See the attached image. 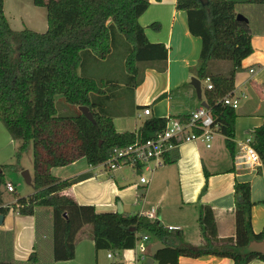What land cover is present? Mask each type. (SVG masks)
<instances>
[{
  "label": "trees",
  "instance_id": "obj_1",
  "mask_svg": "<svg viewBox=\"0 0 264 264\" xmlns=\"http://www.w3.org/2000/svg\"><path fill=\"white\" fill-rule=\"evenodd\" d=\"M0 0V123L14 142L16 153L32 146L33 194L2 207L6 189L0 167V216L12 210L19 216L35 217V246L24 263L10 258L0 264H55L73 260L76 244L83 239L96 250L120 252L133 249L143 237L161 242L165 248L154 256L156 264H178L180 258L215 257L232 264H264V228L254 233L251 210L255 205L249 183L234 184V227L230 238H219L215 215L210 206L199 205L197 225L200 243L190 245L177 233L158 223L134 215L97 213L92 206L79 205L69 193L71 183L51 174L84 159L88 166L106 162L114 150L125 149L136 141L145 142L163 132L168 119L148 116L136 132H117L114 118H131L147 108L134 104V91L144 80L147 69L163 72L168 50L163 44L147 41L138 20L150 1L161 0H50L35 4L45 8L47 30L11 29ZM175 9L187 16L189 33L201 41L197 66L192 74L209 80L205 104L225 138L231 159L235 157L236 112L222 100L233 94L235 75L252 53V37L264 33V0H176ZM241 15L246 20H237ZM258 18V19H257ZM121 52V76L91 74ZM227 64V67L221 66ZM220 66L222 68H220ZM87 108L92 121L79 108ZM188 116L177 120L187 121ZM249 136L264 167V118ZM177 151L164 157L173 164ZM142 170L136 166V172ZM143 193L139 195V200ZM40 210H50V222ZM133 230L132 232H129ZM140 235V237L138 236ZM168 238L177 241L170 245ZM121 264V263H117Z\"/></svg>",
  "mask_w": 264,
  "mask_h": 264
},
{
  "label": "crops",
  "instance_id": "obj_2",
  "mask_svg": "<svg viewBox=\"0 0 264 264\" xmlns=\"http://www.w3.org/2000/svg\"><path fill=\"white\" fill-rule=\"evenodd\" d=\"M175 4L176 0L150 1L149 7L138 20L147 41L163 44L168 54L165 70H145L144 80L135 89L133 96L135 106L149 108L150 116L168 120L188 116L193 110L202 107L206 92V81L199 80L202 94L198 100L190 85L191 78H196L192 70L199 61L201 41L189 33L186 13L176 10ZM263 16L261 14L260 19ZM251 45L253 53L242 62L241 71L235 75L234 93L244 97L235 110L234 159L230 158L226 150L225 138L215 133L210 149L199 142L181 145L177 150L178 158L173 164H163L151 172L142 169L137 173L130 168L104 172L88 166L81 159L66 167L52 169L51 174L71 183L69 193L79 205L92 206L97 213L138 215L158 223L164 229L179 227L181 231L177 235L190 245H198L201 240L197 225L199 205L212 208L219 238L234 236L233 187L236 182L249 183L255 204L251 210V227L254 233L261 232L264 228V167L258 172L257 168L242 165L238 160L242 142L262 125L264 118L262 30L252 37ZM147 117L139 110L133 118H114L113 124L117 132H136L142 124L138 126V121L143 122ZM15 148L14 141L0 123V167L13 161ZM140 177L146 179L145 184L140 183ZM28 187L31 191L23 197L33 194L32 187ZM3 192H7L6 189ZM141 193L143 198L139 200ZM18 198L21 197L17 196L7 203L2 201V207L11 206ZM152 211L155 213L154 219L148 218ZM39 212L46 213L49 224L50 210ZM36 224L35 217L19 216L12 210L3 216L0 224V260L10 258L17 263L26 262L35 246ZM168 242L177 245L173 238H168ZM156 243L151 239H141L133 249L109 252L96 250L91 240L83 239L76 244L73 260L55 264H146L149 249ZM178 264L232 262L229 259L205 257L180 258ZM249 264L263 263L253 261Z\"/></svg>",
  "mask_w": 264,
  "mask_h": 264
},
{
  "label": "built area",
  "instance_id": "obj_3",
  "mask_svg": "<svg viewBox=\"0 0 264 264\" xmlns=\"http://www.w3.org/2000/svg\"><path fill=\"white\" fill-rule=\"evenodd\" d=\"M252 73V71H250ZM206 90H212L209 80H206ZM244 95H232L225 97L222 100L224 106H228L233 110H237L240 105V100ZM143 116H150L149 108L142 111ZM217 133V126L207 108L199 107L193 110L187 121L169 120L163 132L157 134L154 138L145 142L136 141L131 146L114 150L110 159L96 166L104 172H113L121 168H130L136 171V166L140 165L142 169L153 171V169L164 164V157L172 151H177L181 145L190 143H201L206 149L211 148L213 136ZM238 160L242 165L259 168L261 161L252 147V138L248 136L244 139L238 152ZM140 183L145 184L146 179L140 177ZM6 191L14 193V187L11 183L6 184ZM148 218H155V213L152 211ZM168 231L178 233L181 231L179 227H168ZM147 241V237L142 238ZM110 258L111 255H108Z\"/></svg>",
  "mask_w": 264,
  "mask_h": 264
},
{
  "label": "rangeland",
  "instance_id": "obj_4",
  "mask_svg": "<svg viewBox=\"0 0 264 264\" xmlns=\"http://www.w3.org/2000/svg\"><path fill=\"white\" fill-rule=\"evenodd\" d=\"M37 0H4V14L5 17L14 31L22 30H31L37 33H44L47 30V21H46V10L45 8L35 4ZM42 2H49L50 0H39ZM121 52L115 53L111 60L106 61L102 66L97 69V72L91 74L96 78H102L103 76L108 75L107 73L117 77L118 74L123 75L122 67L123 62L121 59ZM227 62L224 65L227 67ZM264 82V77H263ZM133 118V117H131ZM131 121V120H130ZM141 121H138V126L141 124ZM15 143V153H17L18 148L21 146V143ZM3 175L5 181L10 182L14 189L15 194H10L3 192L2 201L4 203L12 201L15 197H23L26 195V192H30V188L25 184L22 179L21 174L27 171L30 177L33 175V156H32V146L29 147L21 154L20 159H16V154L11 163H5L2 165ZM101 170V169H98ZM127 172V171H126Z\"/></svg>",
  "mask_w": 264,
  "mask_h": 264
},
{
  "label": "water",
  "instance_id": "obj_5",
  "mask_svg": "<svg viewBox=\"0 0 264 264\" xmlns=\"http://www.w3.org/2000/svg\"><path fill=\"white\" fill-rule=\"evenodd\" d=\"M198 1L200 2V4L202 6H206L207 5V0H198ZM237 20H246V19L244 17H242L241 15H238L237 16ZM190 85L195 90L197 99L200 100L201 99V94H202V89H201L200 81L198 79H196V78H191ZM202 107L207 108L206 104H204V103H202ZM79 111L82 113V115L87 120L92 121L91 113L89 112V110L87 108L80 107L79 108ZM21 176H22V179L24 180L25 184L32 187V180H31V177H30L29 173L27 171H25V172H23L21 174ZM2 222H3V216H0V224ZM164 248H165V246L161 242H158L155 245H153L149 249V257L146 260V264H154V256L158 252H160L161 250H163Z\"/></svg>",
  "mask_w": 264,
  "mask_h": 264
}]
</instances>
